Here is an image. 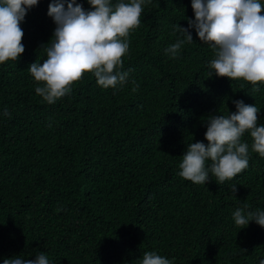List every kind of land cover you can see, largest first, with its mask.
<instances>
[{
    "label": "trees",
    "instance_id": "trees-1",
    "mask_svg": "<svg viewBox=\"0 0 264 264\" xmlns=\"http://www.w3.org/2000/svg\"><path fill=\"white\" fill-rule=\"evenodd\" d=\"M52 2L27 11L24 53L0 64V264L39 253L49 264H141L145 252L170 264H260L264 228L233 219L240 208L264 211V157L250 133L249 166L230 181L194 184L179 165L187 145L207 144L208 117L234 113V101L255 104L264 125V84L254 93L242 79L209 77L215 52L195 29L175 58L166 54L184 39L175 26L195 19L192 0H145L119 69L126 82L105 89L85 73L48 104L28 69L54 41Z\"/></svg>",
    "mask_w": 264,
    "mask_h": 264
},
{
    "label": "clouds",
    "instance_id": "clouds-1",
    "mask_svg": "<svg viewBox=\"0 0 264 264\" xmlns=\"http://www.w3.org/2000/svg\"><path fill=\"white\" fill-rule=\"evenodd\" d=\"M38 3L39 0H0V64L17 61L24 53L20 23ZM88 3L92 10L85 11L76 0H53L49 4L48 16L56 25L54 41L45 49L47 59L43 64L35 62L28 69L35 82L42 85L35 88L36 94L48 104L69 94L71 86L85 73H92L97 84L105 89L123 85L127 80L128 73L119 69L129 51V33L141 23L145 0H119L114 5L111 0ZM191 7L195 19L187 21L188 28L175 26L184 39L170 45L166 54L175 58L184 43L193 42L190 30L195 29L199 40L211 44L215 52L209 64V77L214 73L231 81L242 79L253 85L254 93L259 92L256 85L264 84L261 0H192ZM136 90L134 87L133 91ZM234 104V113L208 117L206 145L199 141L187 145L179 165L181 178L194 184H206L210 176L220 184L232 180L249 166V144L242 142L245 133H250L251 151L264 157V125L257 124L261 110L243 101ZM231 191L236 193V185ZM233 219L241 229L252 221L264 228V211L245 213L240 208L233 213ZM3 264H49V259L39 253L34 260L16 256L5 258ZM141 264L170 261L156 252H145Z\"/></svg>",
    "mask_w": 264,
    "mask_h": 264
}]
</instances>
